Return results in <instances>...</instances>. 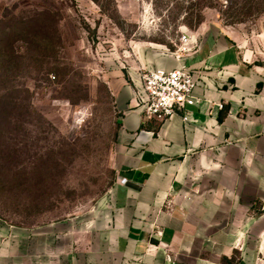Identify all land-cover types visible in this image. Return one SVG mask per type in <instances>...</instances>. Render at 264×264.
I'll return each instance as SVG.
<instances>
[{"label":"crops","instance_id":"0c3cea01","mask_svg":"<svg viewBox=\"0 0 264 264\" xmlns=\"http://www.w3.org/2000/svg\"><path fill=\"white\" fill-rule=\"evenodd\" d=\"M199 39L182 62L201 101L159 121L137 104L142 82L117 89L108 200L20 240L0 224V264H264V76L226 30Z\"/></svg>","mask_w":264,"mask_h":264},{"label":"rangeland","instance_id":"374dc122","mask_svg":"<svg viewBox=\"0 0 264 264\" xmlns=\"http://www.w3.org/2000/svg\"><path fill=\"white\" fill-rule=\"evenodd\" d=\"M31 20L57 36L51 71L21 75L23 112L0 132V224L16 225L17 240L108 200L124 115L116 90L179 66L194 49L179 51L183 33L226 30L264 76V0H0V31ZM10 37L24 52L23 35Z\"/></svg>","mask_w":264,"mask_h":264},{"label":"trees","instance_id":"16d2710c","mask_svg":"<svg viewBox=\"0 0 264 264\" xmlns=\"http://www.w3.org/2000/svg\"><path fill=\"white\" fill-rule=\"evenodd\" d=\"M34 24L32 20L28 23L19 21L10 31H0V83H3L4 87L10 85L0 93V132L6 125L12 124L13 117L16 118L23 112L25 104L20 98L21 88L27 92L28 89L19 82L21 75L31 69L42 74H49L51 71L47 53L56 47L53 36L55 33L57 36V31L46 34ZM12 34L23 35V41L26 43L24 52L15 47V40L10 37Z\"/></svg>","mask_w":264,"mask_h":264},{"label":"built area","instance_id":"2783aa9c","mask_svg":"<svg viewBox=\"0 0 264 264\" xmlns=\"http://www.w3.org/2000/svg\"><path fill=\"white\" fill-rule=\"evenodd\" d=\"M198 44L199 38L196 34L185 32L180 38L179 51H191ZM178 61L181 63L177 67H155L142 74V96L137 104L144 107L145 119L155 118L162 121L185 112L189 104L201 101L195 93L200 76L181 61L180 55ZM182 117L188 120L187 114ZM126 181L125 177L121 179L123 183Z\"/></svg>","mask_w":264,"mask_h":264}]
</instances>
